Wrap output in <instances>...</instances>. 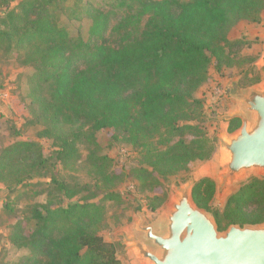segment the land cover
<instances>
[{
	"label": "trees",
	"instance_id": "1",
	"mask_svg": "<svg viewBox=\"0 0 264 264\" xmlns=\"http://www.w3.org/2000/svg\"><path fill=\"white\" fill-rule=\"evenodd\" d=\"M67 2L0 0V52L31 67L26 123L38 126L37 139L0 147V184L16 190L35 185L30 181L51 167L71 168L82 159L80 146L94 183L72 185L52 172L40 192L50 206H30L27 234L21 220L10 224L9 244L25 253L2 264H121L115 245L100 232L105 202L123 201L113 189L122 174L102 153L97 132L107 130L109 140L136 151L139 166L127 174L138 190L167 181L193 161L209 160L216 138L208 135L197 92L209 82L210 67L221 75L235 65V50L249 46L245 39H229L230 28L243 20L260 23L264 10V0H114L112 7L125 13L112 25V9ZM65 12L68 19L89 20L86 38L61 24ZM259 81L257 76L237 86ZM238 126L231 119L227 131ZM38 139L51 141L50 155ZM215 192L209 177L191 186L194 203L213 216L218 231L264 222V176L242 184L223 208L213 206ZM166 198V192L149 197L146 207L154 211ZM4 209L12 212L7 202Z\"/></svg>",
	"mask_w": 264,
	"mask_h": 264
},
{
	"label": "rangeland",
	"instance_id": "2",
	"mask_svg": "<svg viewBox=\"0 0 264 264\" xmlns=\"http://www.w3.org/2000/svg\"><path fill=\"white\" fill-rule=\"evenodd\" d=\"M74 0H68L67 4H73ZM86 1V0H80ZM94 6L103 10L112 9L115 14L111 21L114 25L124 16L123 8H113L114 0H88ZM3 8L0 9V15ZM116 16V17H115ZM61 24L67 26V30L72 36L81 35L86 38V28L89 20L81 17L79 20L67 18V13L62 14ZM242 22L239 26L238 24ZM230 28L228 32L229 39H245L249 46L243 45L234 52L235 65L223 70L221 75L214 72L210 67V80L197 92V97L204 100L203 112L206 115L205 125L208 135L216 138V150L209 160L193 161L188 168L179 174L169 177L167 181L160 180L157 185H147L141 189H135L128 176L131 168L139 166L138 154L129 145L121 141H111L110 132L100 130L96 137L100 145L104 147L102 153L107 154L112 161V168L121 172V178L113 186V189L121 193L122 203L115 204L112 201L105 202L106 212L102 218V230L100 234L103 239L115 245L116 257L121 264H144L142 258L135 249H129V243L124 242L125 237L138 236L142 239L143 233L135 230L134 225L138 220L137 212L141 211L145 216V224H152L157 227L159 220L166 213L173 195L178 186L187 185L191 187L193 183L201 177H209L216 183V192L213 199V206L223 208L227 197L236 192L242 184H245L252 177L262 178L263 175L255 174L235 179L224 185L220 182V174L223 167V154L219 147V141L223 138V133L227 132V122L218 119V116L226 113H232L236 110V101L231 97H223L219 94L221 90L232 89L239 83L251 80L259 76L260 81L257 84H264V37L253 35L255 28L259 24L248 21H240ZM240 27V28H239ZM260 38H262L260 40ZM30 66H21L13 57H7L0 52V84L4 102L2 109L0 106V147L16 139H37L36 130L38 126L26 123L30 118L29 99L26 97L28 84L27 76L31 73ZM189 138L188 136H186ZM43 145L45 155H50L53 151L51 141L38 139ZM111 141L110 145H107ZM82 152V159L71 168H62L58 165L56 168H49L41 177H35L30 182L35 185L18 188L7 191L0 184V264L15 260L24 254L23 250L14 249L8 242L10 224L16 220H21L24 224V233H28L30 217V206L34 204H47L46 192L40 193L47 188V182L53 172L59 179L79 186L83 184H93L94 179L90 167L85 163L84 158L87 153L84 146L79 147ZM162 192L167 193L165 202L154 211L146 207L149 197L160 196ZM77 195L73 200L79 199ZM99 194L97 197H100ZM10 205L11 213L4 209V203ZM63 204L68 203L64 199ZM50 206L49 204H47ZM223 232V231H220Z\"/></svg>",
	"mask_w": 264,
	"mask_h": 264
},
{
	"label": "water",
	"instance_id": "3",
	"mask_svg": "<svg viewBox=\"0 0 264 264\" xmlns=\"http://www.w3.org/2000/svg\"><path fill=\"white\" fill-rule=\"evenodd\" d=\"M227 93L236 101V110L218 119H238L239 126L224 132L219 141L222 185L244 176H264V84L234 86ZM137 216L134 228L143 233L142 239L133 235L124 242L144 264H264V222L232 224L220 232L213 216L194 203L187 185L176 188L156 228L145 224L143 212Z\"/></svg>",
	"mask_w": 264,
	"mask_h": 264
},
{
	"label": "crops",
	"instance_id": "4",
	"mask_svg": "<svg viewBox=\"0 0 264 264\" xmlns=\"http://www.w3.org/2000/svg\"><path fill=\"white\" fill-rule=\"evenodd\" d=\"M242 22H240L239 24H238V26L241 24ZM256 24V23H255ZM259 25H258V27L257 28H255V33L253 34V35H256V36H261V37H264V10L262 11V13H261V22L260 23H258ZM240 28V27H239ZM228 38H229V36H228ZM262 38H260V40H261ZM206 85V84H205ZM200 91V90H199ZM226 91V96H223V97H228L229 96V94L227 93V90H225ZM1 92V91H0ZM230 97V96H229ZM2 102H4V99H3V97H2V93H0V106H2ZM4 107L5 106H2V109H4ZM224 122H226V121H224ZM227 130V129H226Z\"/></svg>",
	"mask_w": 264,
	"mask_h": 264
},
{
	"label": "built area",
	"instance_id": "5",
	"mask_svg": "<svg viewBox=\"0 0 264 264\" xmlns=\"http://www.w3.org/2000/svg\"><path fill=\"white\" fill-rule=\"evenodd\" d=\"M219 94L224 95V94H226V91L221 90V91H219Z\"/></svg>",
	"mask_w": 264,
	"mask_h": 264
}]
</instances>
